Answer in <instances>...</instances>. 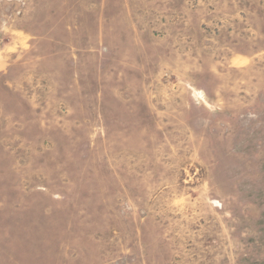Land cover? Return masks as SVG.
<instances>
[{"label": "rangeland", "instance_id": "1", "mask_svg": "<svg viewBox=\"0 0 264 264\" xmlns=\"http://www.w3.org/2000/svg\"><path fill=\"white\" fill-rule=\"evenodd\" d=\"M0 264H264V0H0Z\"/></svg>", "mask_w": 264, "mask_h": 264}]
</instances>
